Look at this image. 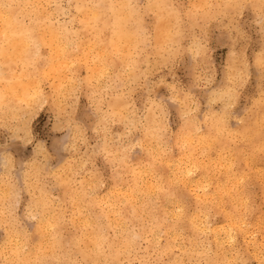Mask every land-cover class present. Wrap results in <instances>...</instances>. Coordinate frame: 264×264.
Segmentation results:
<instances>
[{
  "label": "clouds",
  "instance_id": "obj_1",
  "mask_svg": "<svg viewBox=\"0 0 264 264\" xmlns=\"http://www.w3.org/2000/svg\"><path fill=\"white\" fill-rule=\"evenodd\" d=\"M0 264H264V0H0Z\"/></svg>",
  "mask_w": 264,
  "mask_h": 264
}]
</instances>
